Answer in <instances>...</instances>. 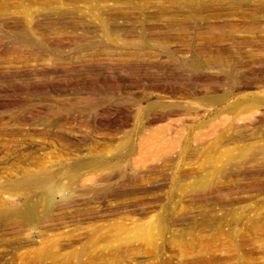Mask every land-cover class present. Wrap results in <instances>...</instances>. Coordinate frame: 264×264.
Segmentation results:
<instances>
[{"label": "rangeland", "instance_id": "374dc122", "mask_svg": "<svg viewBox=\"0 0 264 264\" xmlns=\"http://www.w3.org/2000/svg\"><path fill=\"white\" fill-rule=\"evenodd\" d=\"M263 99L264 0H0V264H264Z\"/></svg>", "mask_w": 264, "mask_h": 264}, {"label": "bare ground", "instance_id": "6f19581e", "mask_svg": "<svg viewBox=\"0 0 264 264\" xmlns=\"http://www.w3.org/2000/svg\"><path fill=\"white\" fill-rule=\"evenodd\" d=\"M207 98H210L209 96ZM256 102H261L262 100L259 98H254ZM227 100V99H226ZM261 100V101H260ZM264 100V99H263ZM210 102H214L215 99H210ZM263 103V102H262ZM240 106V105H239ZM235 107V106H233ZM238 107V106H237ZM236 108V107H235ZM233 109V108H231ZM238 109V108H237ZM245 138L243 136L225 138L220 137L218 143L215 146V149H219L223 145L227 144H236L235 149H227L220 155H209L207 157L206 166L212 168V173L205 176L202 180L198 181L197 184L192 186V190L195 192H203L212 188L214 179L222 176H229L232 173V167L239 164L245 165L248 163H264V144L256 145L249 144L246 146H242ZM120 158V155H117ZM116 156V157H117ZM219 163H222L221 166H218ZM108 167L110 164H104L102 162L93 161V162H83L79 163L75 168L71 169L68 172V178L71 183H76L79 179L77 173H79L82 169H92L95 172L99 173L98 167ZM117 166V165H112ZM69 183V184H70ZM16 187L18 189H26L31 193H37L38 191H42V193H46L48 196H51L56 191L60 192V189L57 186L56 179L54 177V173L49 170H44L41 172L40 176H34L29 174H24L23 177L16 182ZM47 208L45 219L46 221L51 220V211L52 208L45 206ZM37 205L25 204L22 208H11L6 209L5 214L9 216H18L22 219L25 224H37L33 222L36 217ZM55 254V253H54ZM51 255H53L51 253Z\"/></svg>", "mask_w": 264, "mask_h": 264}]
</instances>
